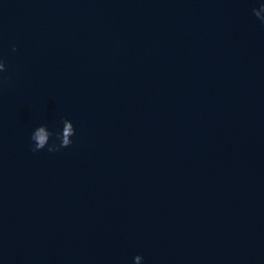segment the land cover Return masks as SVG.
Here are the masks:
<instances>
[{
    "label": "clouds",
    "instance_id": "obj_1",
    "mask_svg": "<svg viewBox=\"0 0 264 264\" xmlns=\"http://www.w3.org/2000/svg\"><path fill=\"white\" fill-rule=\"evenodd\" d=\"M253 14L257 19L260 20L262 24H264V3H261L259 7H253ZM15 46H13V51H15ZM6 64L3 59H0V73L6 71ZM75 134V129L73 123L68 120H63V128L62 131L53 133L49 130L47 125L42 124L36 127L31 133V140L33 141L34 152L43 150L47 148V151L50 153L59 152L63 148H67L72 144L71 137ZM55 136V139L49 143L50 139ZM59 141V143H57ZM143 257L141 255H136L133 258V264H142Z\"/></svg>",
    "mask_w": 264,
    "mask_h": 264
}]
</instances>
